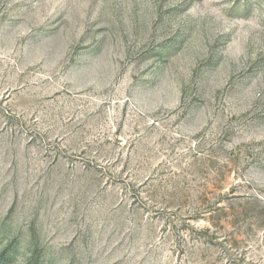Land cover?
Returning <instances> with one entry per match:
<instances>
[{"label": "rangeland", "instance_id": "374dc122", "mask_svg": "<svg viewBox=\"0 0 264 264\" xmlns=\"http://www.w3.org/2000/svg\"><path fill=\"white\" fill-rule=\"evenodd\" d=\"M0 264H264V0H0Z\"/></svg>", "mask_w": 264, "mask_h": 264}]
</instances>
